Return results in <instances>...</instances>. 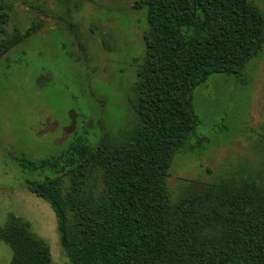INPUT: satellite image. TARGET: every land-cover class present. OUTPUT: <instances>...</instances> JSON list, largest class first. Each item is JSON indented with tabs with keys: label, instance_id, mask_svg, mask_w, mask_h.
<instances>
[{
	"label": "trees",
	"instance_id": "1",
	"mask_svg": "<svg viewBox=\"0 0 264 264\" xmlns=\"http://www.w3.org/2000/svg\"><path fill=\"white\" fill-rule=\"evenodd\" d=\"M11 4L0 3V61L45 26L32 19L8 33ZM132 10L144 12L145 28L130 125L96 145L76 136L49 159L14 157L28 175L24 190L53 210L70 264H264V157L251 170L184 181L176 195L168 187L199 123L196 90L212 76L241 77L260 57L264 13L251 0H138ZM0 243L9 264H53L48 245L13 215Z\"/></svg>",
	"mask_w": 264,
	"mask_h": 264
},
{
	"label": "rangeland",
	"instance_id": "2",
	"mask_svg": "<svg viewBox=\"0 0 264 264\" xmlns=\"http://www.w3.org/2000/svg\"><path fill=\"white\" fill-rule=\"evenodd\" d=\"M23 1L8 5L14 11L6 31L24 30L32 19L45 26L0 61V227L10 215L20 218L48 245L53 264H70L59 247L53 210L24 190L28 175L14 157L49 159L76 136L96 145L128 128L144 55V12L132 10L138 0ZM251 1L264 13V0ZM246 69L239 78L212 76L196 90L199 123L174 156L168 178L173 195L184 181H210L228 166L251 170L264 157V49ZM11 256L0 243V264Z\"/></svg>",
	"mask_w": 264,
	"mask_h": 264
}]
</instances>
